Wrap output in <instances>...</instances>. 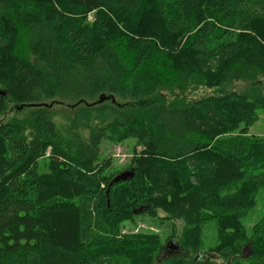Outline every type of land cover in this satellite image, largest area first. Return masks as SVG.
<instances>
[{"label":"trees","instance_id":"16d2710c","mask_svg":"<svg viewBox=\"0 0 264 264\" xmlns=\"http://www.w3.org/2000/svg\"><path fill=\"white\" fill-rule=\"evenodd\" d=\"M260 77L264 0H0V264H156L160 242L122 225L159 211L183 246L211 221L226 259L251 242L264 264V217L232 238L264 190V95L226 90ZM191 86L217 94L166 100ZM109 136L143 147L127 182L100 160Z\"/></svg>","mask_w":264,"mask_h":264},{"label":"rangeland","instance_id":"374dc122","mask_svg":"<svg viewBox=\"0 0 264 264\" xmlns=\"http://www.w3.org/2000/svg\"><path fill=\"white\" fill-rule=\"evenodd\" d=\"M93 15L88 16V21L92 22ZM128 50L121 49L120 54L124 55ZM170 82L168 79L166 83ZM164 84V83H163ZM230 93L239 92L247 94L250 97H258L264 95V78L260 77L254 82L241 81L233 83L226 87ZM217 94L216 90H209L203 86H191L183 92L174 93L167 92L166 100H186L196 101ZM24 113V112H23ZM22 113H19V116ZM16 116L14 111H10L6 116H0V122H7L10 118ZM259 120L252 126L247 128L249 136H258L264 138V114L263 110H258ZM239 135V133L234 134ZM143 147L135 138L125 139L124 137L109 136L102 141L100 160L109 159L111 167L107 171V175L114 179L125 171H130L131 168L137 166V160L141 157ZM263 169V168H261ZM263 171V170H262ZM259 171V172H262ZM159 215V217H158ZM166 217L162 211H159L156 217H150L144 214H138L132 221H127L122 225V232L129 236H144L151 237L160 242L162 250L155 258L156 264H170L171 259H180L179 264H194L196 254L205 257L211 255L202 262L208 263L209 260L213 264H249L244 259H248L253 253L254 248L246 245L242 250V254H232L228 259L225 258L222 249L225 245H230L229 231L227 229L218 230L217 227L210 221L203 225L202 240L198 246L194 248L193 244L183 246L184 231L186 224L182 221H167L163 220ZM264 217V190L259 189L253 193L252 203L249 204L243 212L239 231L232 237L235 241L251 237L253 227ZM264 255V250H262ZM194 261V262H193ZM207 261V262H206ZM210 263V262H209Z\"/></svg>","mask_w":264,"mask_h":264},{"label":"water","instance_id":"95a60500","mask_svg":"<svg viewBox=\"0 0 264 264\" xmlns=\"http://www.w3.org/2000/svg\"><path fill=\"white\" fill-rule=\"evenodd\" d=\"M0 94L1 95H4L3 92L0 91ZM135 176V173L134 171L130 170V171H125L121 174H119L115 179H114V182L115 183H119V182H127L129 181L130 179H132L133 177ZM200 257V254H197L196 256V261L199 259Z\"/></svg>","mask_w":264,"mask_h":264}]
</instances>
